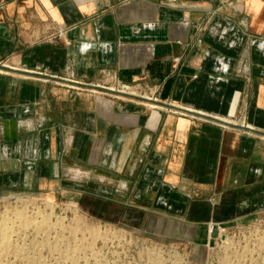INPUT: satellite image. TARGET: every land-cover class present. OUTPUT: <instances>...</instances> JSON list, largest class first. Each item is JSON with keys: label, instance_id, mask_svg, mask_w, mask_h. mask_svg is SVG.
I'll list each match as a JSON object with an SVG mask.
<instances>
[{"label": "crops", "instance_id": "obj_1", "mask_svg": "<svg viewBox=\"0 0 264 264\" xmlns=\"http://www.w3.org/2000/svg\"><path fill=\"white\" fill-rule=\"evenodd\" d=\"M217 1L0 0V194L74 199L196 262L209 222L264 219V0ZM110 80L158 105L84 93Z\"/></svg>", "mask_w": 264, "mask_h": 264}, {"label": "rangeland", "instance_id": "obj_2", "mask_svg": "<svg viewBox=\"0 0 264 264\" xmlns=\"http://www.w3.org/2000/svg\"><path fill=\"white\" fill-rule=\"evenodd\" d=\"M42 70L43 64L36 65L35 71ZM100 86L106 88L99 89L103 93H84L126 97L146 107L158 105L157 95L129 85L110 80ZM87 208L74 199L39 191L0 194V264H264V248L255 255L250 235L241 243L234 239L226 247L211 249L203 262H196L184 246L139 235L126 228V222L101 219Z\"/></svg>", "mask_w": 264, "mask_h": 264}, {"label": "built area", "instance_id": "obj_3", "mask_svg": "<svg viewBox=\"0 0 264 264\" xmlns=\"http://www.w3.org/2000/svg\"><path fill=\"white\" fill-rule=\"evenodd\" d=\"M157 101L158 98L155 97V102ZM248 235H250L251 238L250 247L254 251L255 255H258L264 248V219L234 225H228L220 222H209L208 249L211 250L218 247H226L231 244L234 239H238V242L241 243Z\"/></svg>", "mask_w": 264, "mask_h": 264}, {"label": "bare ground", "instance_id": "obj_4", "mask_svg": "<svg viewBox=\"0 0 264 264\" xmlns=\"http://www.w3.org/2000/svg\"><path fill=\"white\" fill-rule=\"evenodd\" d=\"M30 220V219H29Z\"/></svg>", "mask_w": 264, "mask_h": 264}]
</instances>
